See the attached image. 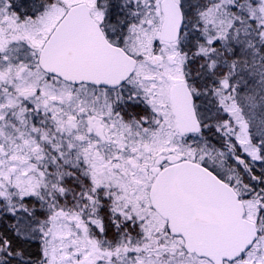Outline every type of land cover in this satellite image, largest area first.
I'll use <instances>...</instances> for the list:
<instances>
[{"label": "snow or ice", "instance_id": "6c2138e0", "mask_svg": "<svg viewBox=\"0 0 264 264\" xmlns=\"http://www.w3.org/2000/svg\"><path fill=\"white\" fill-rule=\"evenodd\" d=\"M0 264H264V0H0Z\"/></svg>", "mask_w": 264, "mask_h": 264}]
</instances>
